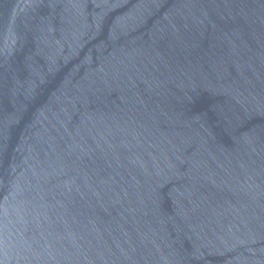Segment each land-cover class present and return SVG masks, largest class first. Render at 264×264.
Listing matches in <instances>:
<instances>
[{"label":"water","instance_id":"1","mask_svg":"<svg viewBox=\"0 0 264 264\" xmlns=\"http://www.w3.org/2000/svg\"><path fill=\"white\" fill-rule=\"evenodd\" d=\"M0 264H264V0H0Z\"/></svg>","mask_w":264,"mask_h":264}]
</instances>
